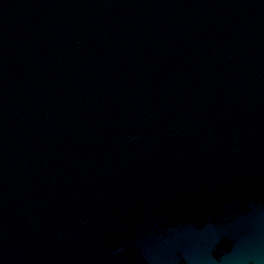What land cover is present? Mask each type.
Wrapping results in <instances>:
<instances>
[{
    "label": "water",
    "instance_id": "1",
    "mask_svg": "<svg viewBox=\"0 0 264 264\" xmlns=\"http://www.w3.org/2000/svg\"><path fill=\"white\" fill-rule=\"evenodd\" d=\"M0 264H264V0H0Z\"/></svg>",
    "mask_w": 264,
    "mask_h": 264
}]
</instances>
